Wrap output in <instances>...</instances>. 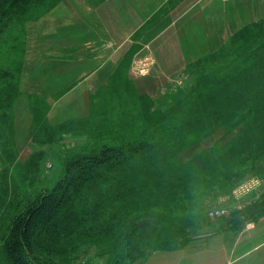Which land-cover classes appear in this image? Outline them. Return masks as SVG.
Returning <instances> with one entry per match:
<instances>
[{
    "label": "trees",
    "instance_id": "1",
    "mask_svg": "<svg viewBox=\"0 0 264 264\" xmlns=\"http://www.w3.org/2000/svg\"><path fill=\"white\" fill-rule=\"evenodd\" d=\"M41 1L0 0V28L18 13L23 15L32 3ZM241 36L243 41L250 40ZM242 50L233 67L219 77L218 82L225 83L223 87L193 90L169 111H151L154 108L147 103L148 97L137 95L146 113L154 116L146 129L137 130L126 140L129 142L98 144L90 153L84 150L64 158L58 179L46 189H41L37 178L43 151L34 149L26 158L18 157L11 103L12 96L20 93V86L11 82L5 69H0V98L5 100L0 101V264H61L80 247L111 238L116 245L103 251L115 253L112 264L143 261L150 251L185 246L199 218L191 221V215L174 212L181 207L172 204V198L157 197L170 192L174 196L181 181L195 177L183 168L192 167L200 153L186 163L176 159V154L194 140L187 139L183 132H196L199 139L224 129L227 140L213 150L218 156L245 143L240 140L246 131L264 142V83L259 76L261 63L264 65V33L253 37ZM116 78L117 73L109 82ZM107 93L111 96H104L102 109L113 104L116 115L119 110L126 111L121 97L116 99L113 92ZM91 103L88 118L100 111L94 109L92 99ZM32 111L35 143L50 145L58 141L57 132L66 125L50 127L44 116L41 124L36 109ZM177 113L173 122L172 116ZM141 115L138 121L146 122V114ZM88 118L68 124L74 123L72 128L79 129ZM153 121L169 126L164 139L151 138L147 128ZM230 132H234L233 137ZM248 141L241 146L247 150L259 147ZM212 152H205V156L211 157ZM34 182L39 188L32 187ZM147 243L149 247L142 248Z\"/></svg>",
    "mask_w": 264,
    "mask_h": 264
},
{
    "label": "crops",
    "instance_id": "2",
    "mask_svg": "<svg viewBox=\"0 0 264 264\" xmlns=\"http://www.w3.org/2000/svg\"><path fill=\"white\" fill-rule=\"evenodd\" d=\"M261 18L264 0H60L30 24L34 54L25 57L21 94L13 107L18 150L33 134L31 95L47 100L48 119L60 112L65 115L57 119L66 123L87 119L93 93L107 87L122 64L126 68L132 53L149 47L156 56L154 73L133 82L139 94L151 96L149 89H160L157 71L179 75L191 62L212 55L238 29ZM170 84L177 89L169 80L166 94L157 102L170 99ZM180 97L173 100L172 95L171 100L175 103ZM206 211L185 246L150 251L145 260L131 264H264V213L257 216L253 211L247 221L235 213L233 219L211 220Z\"/></svg>",
    "mask_w": 264,
    "mask_h": 264
},
{
    "label": "rangeland",
    "instance_id": "3",
    "mask_svg": "<svg viewBox=\"0 0 264 264\" xmlns=\"http://www.w3.org/2000/svg\"><path fill=\"white\" fill-rule=\"evenodd\" d=\"M59 2L60 0H44L38 3H32L23 15L18 13L17 16H13L12 19L5 24V27L0 28V69H5L7 71L6 73L10 75L11 82L14 83V85L20 86V74L24 68L25 57L27 55L33 57L34 54L31 45L35 46L33 43L35 33L30 24L47 14L52 7ZM246 28L249 30L247 29V31H245ZM243 30L245 33H243ZM239 33L241 34L238 35ZM263 33L264 18H261L258 21H253L249 25L238 29V31L230 35L212 55L191 62L179 75L157 71L155 76L157 84L160 85V89L155 92H151L152 90L149 89L148 92L152 93V97L149 96L150 94H139L135 90L133 82L136 79L139 82L140 79H144L154 73L153 70L157 68L156 56L152 54L153 52L149 47L146 49L143 48L137 53H132L130 58L127 57L126 68L124 69V64H122L119 70L116 71L117 78L115 81L108 83V85H113L112 88L104 87L103 90L93 93L91 99L94 102V109H99L100 111L93 117L88 118L87 121H84L79 129L72 128L74 123L69 125L66 121L57 119L65 115L61 112L55 116V119H48L47 113L50 106L46 105V99H38L36 96L31 95L30 110L36 109L41 124L44 122V116V120L50 124V127L59 128L62 124L66 125V127L57 132L58 141L52 142L50 145L36 144L32 138L33 132L28 143L25 144L26 147L19 149L22 155L18 157L24 159L28 156L29 151V153H31L34 149H41L44 153V157L42 162H40L37 178L43 186L41 189L51 187L61 173V161L64 158L84 150L90 153L98 148V144L120 145L129 142L126 140L129 138L131 139L137 130L142 128L146 129L147 124L152 122L154 116H150L146 113L143 102L137 95L148 97L147 103L151 105L150 108H154L151 111L155 110L159 112L164 110V112H166L177 106V102L174 103L173 101L176 96H181L178 99L179 101L186 99L193 90L200 87L208 90L219 89L225 85V83L218 82L219 77L226 74L233 67L232 63L237 59L239 53H243L244 50L242 49L246 44L253 40V37L257 38L258 36H262ZM236 35L238 36L236 37ZM241 35H246V39L250 37V40L243 41L244 37ZM259 40L258 38L255 43ZM141 55H147L146 59L141 60L139 57H136L134 59V66L140 67L141 69L145 65H148L149 68L146 72H144L143 68V70L136 73V68L132 66V59L135 56ZM260 69H262V72L259 76L264 83V65L262 63ZM169 80H172L173 83L178 86L177 89L175 90L172 88L170 84V90H173V92L170 93V99L164 98V100L157 102L158 97H162L163 94H166ZM165 85H167L166 88H164ZM159 90L160 93L158 94ZM108 91L113 92L112 94L116 96V99L121 97L125 104L124 107L128 112L119 110L118 115H116L113 104L106 105L105 110L102 109L105 99L104 96H111L110 93H107ZM19 92L18 95L16 94L17 97L16 95L12 96L13 100L11 105L13 107L17 98L20 97L21 91ZM172 95L173 100H171ZM80 96L83 99V95L80 94ZM82 99L80 102H83ZM0 101L4 102L5 100H1L0 98ZM112 102H115V100L113 99ZM119 104L120 103L117 105ZM141 113L146 114V122L142 120L141 122L138 121V119L142 117ZM32 114L34 116V111H32ZM178 114L179 113L172 116L173 122H175V116ZM205 114H207V112ZM72 121L74 120L69 122ZM154 121L151 123L150 128H147L148 133L151 134V138L158 137L164 139L165 134H169V126L167 124H162L163 122L154 123ZM32 126H34L33 120ZM159 129H162L163 132L161 133ZM62 132L63 134L60 138L59 136ZM183 134L187 139L194 140L189 142L183 150L176 154V159L179 163H186L200 153L199 160L195 161L192 167L183 168V172L195 173V177L186 178V180L181 181L174 196H172L170 192L168 195L159 196V194H157L158 198H172L174 202L172 204L181 207V209L174 212L177 214L191 215L193 217L190 219L191 221H194L196 217L199 218V215L203 214V210L219 206L221 205L220 203L236 197L238 198L237 200L227 205L230 206V213L234 211L237 216L245 217L246 221L253 211H255L257 216L260 213H264V191L261 190L264 184V142H259V138L261 137L256 138L246 131L244 132V139L240 141H245L246 143L250 140L248 142L259 144V147L247 150L241 146L245 144L244 142L238 143L236 150H226L224 155L218 156L217 152L213 150L215 147L220 146L218 144H222L227 140V133L224 129L217 130L212 134H206V136L199 139H197L198 134L196 132L188 131L183 132ZM230 134L231 137H233L234 132H230ZM149 137H147V139ZM167 140L168 138L164 140V142H167ZM205 152H212L211 157L205 156ZM49 163H52V167L48 171L47 164ZM20 166L25 167L26 163H21ZM19 167L16 169H19ZM35 182L32 184V187L40 186L39 184L36 185ZM260 192H263L261 196ZM256 193H259L257 199L253 198ZM253 207L255 209H252ZM230 216H232L231 219H233V214H229V217ZM195 221L197 220L195 219ZM114 241L115 239L111 238L109 241L102 240V243L95 242L82 246L68 255L61 264H112L111 258L114 257L115 253L107 254L105 251L111 246L116 245ZM145 247H149L148 243L142 248Z\"/></svg>",
    "mask_w": 264,
    "mask_h": 264
},
{
    "label": "built area",
    "instance_id": "4",
    "mask_svg": "<svg viewBox=\"0 0 264 264\" xmlns=\"http://www.w3.org/2000/svg\"><path fill=\"white\" fill-rule=\"evenodd\" d=\"M148 55V54H147ZM147 55H141V56H135V57H133V59H132V66L133 67H135L134 69L136 70V73H138L140 70H143V68H144V72H146L147 70H148V68H149V66L148 65H145L144 67H142L141 69H140V67H136V66H134V59L136 58V57H139L141 60L142 59H146V57H147ZM51 167H52V164H47V170L49 171L50 169H51ZM250 190V189H249ZM261 195V194H260ZM259 197V193H256L255 195H254V197L253 198H258ZM238 198L236 197V199L235 200H237ZM234 212V211H233ZM232 212V213H233ZM229 214H231L230 213V206H227V205H219V206H215V207H213V208H210V209H208L207 211H206V217L208 218V219H211V220H215V219H218V218H225V217H227V216H229ZM252 222L253 221H251L250 223H248V225H252Z\"/></svg>",
    "mask_w": 264,
    "mask_h": 264
}]
</instances>
